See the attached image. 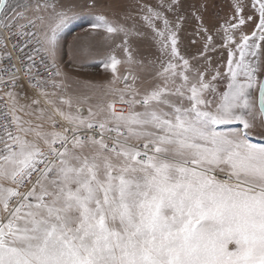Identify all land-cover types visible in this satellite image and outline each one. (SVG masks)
<instances>
[{
  "label": "snow or ice",
  "instance_id": "1",
  "mask_svg": "<svg viewBox=\"0 0 264 264\" xmlns=\"http://www.w3.org/2000/svg\"><path fill=\"white\" fill-rule=\"evenodd\" d=\"M131 7L0 0V264H264V0L214 28L209 0ZM84 12L108 48L111 79L82 82L99 93L70 92L58 59ZM149 31L159 55L138 58Z\"/></svg>",
  "mask_w": 264,
  "mask_h": 264
},
{
  "label": "rangeland",
  "instance_id": "2",
  "mask_svg": "<svg viewBox=\"0 0 264 264\" xmlns=\"http://www.w3.org/2000/svg\"><path fill=\"white\" fill-rule=\"evenodd\" d=\"M188 2L199 3L200 0H188ZM230 2L231 0H209L208 11L203 13L205 24L212 28L218 26L222 18L227 17L230 10ZM134 3L135 0H103V11L110 18L120 19L125 12L134 13L136 11L135 8L131 7ZM93 22L94 17L92 15L87 12L81 13L67 24L62 33L58 59L62 70L68 75L67 83L70 86V92L95 91L99 93L101 91L99 87L85 89L82 82L87 81L91 85L99 86L110 80L112 76L111 71L105 70L100 62L108 52V48L103 45L100 36L92 32L91 24ZM196 24L195 19L189 14V18L180 32V50L188 58L198 56L204 47L203 39L195 36ZM250 27L246 31L250 30ZM150 37L149 31L148 38L135 42L138 58H154L159 55L156 45ZM215 39L217 44L222 42L219 37ZM193 40L196 41L195 44L192 43ZM118 42L119 40H117ZM117 55L122 56V53L117 50ZM207 55L212 57L213 66H215L222 61H226L227 51L217 49L216 51H209ZM194 63L203 65L204 61L197 60ZM120 67L121 71L126 68V66ZM140 75L145 80L149 78L146 73L141 72ZM226 84L227 80L219 82L220 91L224 90ZM93 102H95V97ZM227 127H235V125ZM253 139L254 142H259V137H254Z\"/></svg>",
  "mask_w": 264,
  "mask_h": 264
},
{
  "label": "water",
  "instance_id": "3",
  "mask_svg": "<svg viewBox=\"0 0 264 264\" xmlns=\"http://www.w3.org/2000/svg\"><path fill=\"white\" fill-rule=\"evenodd\" d=\"M257 102H258V95H257Z\"/></svg>",
  "mask_w": 264,
  "mask_h": 264
},
{
  "label": "built area",
  "instance_id": "4",
  "mask_svg": "<svg viewBox=\"0 0 264 264\" xmlns=\"http://www.w3.org/2000/svg\"><path fill=\"white\" fill-rule=\"evenodd\" d=\"M48 74H49V75L51 74V73H50V71H49V73H48Z\"/></svg>",
  "mask_w": 264,
  "mask_h": 264
}]
</instances>
